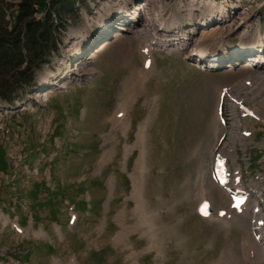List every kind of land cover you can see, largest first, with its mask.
<instances>
[{"label":"rangeland","instance_id":"1","mask_svg":"<svg viewBox=\"0 0 264 264\" xmlns=\"http://www.w3.org/2000/svg\"><path fill=\"white\" fill-rule=\"evenodd\" d=\"M4 1L11 25L19 0ZM148 1L155 10L159 0ZM207 1L213 9L193 0L195 23L180 27H193L191 37L206 30L192 37L195 44L202 38L203 48L220 43L216 38L249 18L255 25L239 31L257 30L260 10L249 17L237 3L223 5L236 0ZM163 3V19L171 21L178 9L172 5L186 7L188 0ZM143 4L80 0L59 51L38 70L39 88L27 94L32 100L15 111L0 110V264H264L261 249L249 247L255 241L247 225L252 205L244 208L245 225L234 223L231 213H222L232 207L227 185L213 174L220 152L235 149L239 162L224 164L228 187L242 166L244 184L257 174L264 181V77L257 76L264 65L251 68L246 53L210 71V61L197 66L189 55L159 46L146 69L145 34L135 32L148 21ZM105 16L106 26H99ZM216 21L230 23L210 29ZM224 88L244 98L257 117L239 105L230 109L232 95L225 93L219 117L226 126L219 136L217 92ZM124 107L123 115L117 113ZM249 154H256L250 164ZM204 199L213 208L207 217L197 212ZM143 214L155 221L152 230L136 228Z\"/></svg>","mask_w":264,"mask_h":264},{"label":"trees","instance_id":"2","mask_svg":"<svg viewBox=\"0 0 264 264\" xmlns=\"http://www.w3.org/2000/svg\"><path fill=\"white\" fill-rule=\"evenodd\" d=\"M79 1L19 0L8 25L5 17L11 6L0 0V100L23 99L36 84L38 70L59 51Z\"/></svg>","mask_w":264,"mask_h":264},{"label":"bare ground","instance_id":"3","mask_svg":"<svg viewBox=\"0 0 264 264\" xmlns=\"http://www.w3.org/2000/svg\"><path fill=\"white\" fill-rule=\"evenodd\" d=\"M192 1L193 0H189L188 1V4H187V6L186 7H178V9H177V11H172L171 12V15H170V17H174L175 19H177V20H175L174 21V23L173 24H167V22H164V20H163V18H164V15H163V8H164V6H165V3H163V0H159L158 2H157V4H156V9L154 10L153 9V7H152V4L150 3V2H152V1H149V5L151 6H147V10H144V12H145V14H142L143 16H149V15H151L150 16V20L152 21V23L153 24H151V23H146V22H142L143 24H140V26H142L141 28H143L142 29V32H138L137 30H140V28L139 27H137V29L135 30V32L137 33V35L138 36H140V35H143V34H145V38H146V42H145V44L143 45V52H144V57H146V64H145V68L146 69H148L149 68V66H150V64H151V61H152V57H153V52H152V49L154 48V45H156V44H160L161 43V47H163L164 49H166V50H171V51H174V50H177V49H180L181 47H185L186 46V44H188V41H190V37L191 36H189V33H187V31L186 30H184L183 32H181L180 31V29L179 28H175V29H169V30H166L167 29V27L168 28H172L173 26H175V24H177V23H179V22H183L184 21V19L185 18H188V20H189V22L188 23H195V22H193L194 21V16L195 15H197L196 14V12H198V11H196V12H194L193 10H192ZM205 1V0H204ZM217 1V0H216ZM237 2H234V3H232L231 1H229V4L228 5H226L227 4V2H226V4H223L224 6H225V8L227 9L228 7H233V5L235 6L236 5V3L239 5V12H242L243 13V11H246L245 13H243V14H245V15H249V14H252L253 12H254V10H260L261 11V16H259V17H257V19H259V20H257V22H258V25H259V23H260V19L263 17L262 15H264V0H243L244 1V3L242 4V5H244V8H242L241 7V4L240 3H238L240 0H236ZM206 3H207V10H211V9H213V7H214V3L213 4H211L210 2H208L207 0L205 1ZM220 2H222V3H225V0H221ZM173 4V3H172ZM171 4V5H172ZM221 4V3H220ZM219 4V5H220ZM112 6H109V7H107L106 8V10L109 8H111ZM235 9V8H234ZM154 11V12H153ZM219 11V10H218ZM226 12V11H225ZM208 13H209V11H208ZM208 13H207V16H208ZM181 14H183V15H185V16H182ZM213 14V13H212ZM219 14V13H218ZM221 14V13H220ZM227 14V13H226ZM205 15H206V13H205ZM141 16V15H140ZM182 16V17H181ZM219 16V15H218ZM225 17H227L226 15H224ZM252 17V15H249V17ZM231 17H232V14H231ZM132 18H134V17H132ZM143 18V17H142ZM172 20V19H171ZM237 19H232L231 18V21H236ZM241 21V20H240ZM251 22H253L252 21V19L251 18H249V21L245 24L243 21H241V22H239L238 24H237V27L236 28H234L235 30L234 31H236L237 29H240V28H242V27H244V26H248V25H250V24H252ZM188 23H187V25H188ZM203 23H205V22H203V21H201L200 22V24H203ZM230 23V21H228L227 23H224V22H218V23H214L215 25L213 26V27H210V29H213V28H215V27H219V25H220V27L221 26H225V25H227V24H229ZM155 24V25H154ZM160 26H159V25ZM252 25H255L254 23L252 24ZM185 26H186V24H185ZM145 27V28H144ZM252 26H250V27H248L246 30H248V31H250V28H251ZM191 28H193V27H190V29ZM189 29V30H190ZM160 30H162V31H164L163 32V35H162V39H161V37L160 36H158L159 34V31ZM188 30V31H189ZM144 31V32H143ZM175 31H177V33L175 32ZM206 30L205 29H202L201 30V34H200V36H199V32H198V30L196 31V32H198V36H197V34L196 35H193L192 37H195V39H200V37H201V35H202V33H204ZM208 31V30H207ZM209 31H211V30H209ZM251 32V31H250ZM195 33V32H194ZM252 33H255L254 31L252 32ZM239 34L240 35H242L243 33L242 32H239ZM238 34V35H239ZM219 35V34H218ZM229 35V34H228ZM253 35H255V34H253ZM213 36V35H212ZM211 36V37H212ZM226 36V35H225ZM224 36V37H225ZM223 37V38H224ZM195 39H193V38H191V43L189 44V47L185 50V52L186 53H189V54H191V58L194 60V62L195 63H198L199 62V59H198V57L197 56H195V55H192L193 53H198L199 51H200V48L201 47H203V44L205 43V41L203 40V38H202V44L201 43H197V44H195ZM199 44H201V45H199ZM103 47V46H102ZM262 47H264V45H261V46H258V48H257V52L255 53V54H253L251 57H250V60L253 62V63H256L257 62V59H259L260 60V62H261V64L262 63H264V58H263V56H264V49L262 48ZM263 49V50H262ZM140 50H141V48H140ZM259 50V51H258ZM263 52H262V51ZM205 50H203V51H201V53L203 54V56H204V54H205ZM242 61V60H241ZM250 63V62H249ZM216 64V63H215ZM257 64H260V63H257ZM78 69H77V72H80V67H79V65H78V67H77ZM263 68V67H262ZM260 69V68H259ZM146 73H148V72H146ZM151 73V72H150ZM149 73V74H150ZM145 75H148V74H145ZM145 75H141V76H145ZM261 76V77H264V69H262L258 74H257V76ZM256 76V75H255ZM145 78H146V76H145ZM257 78V77H256ZM144 79V78H143ZM253 79H254V77H253ZM137 80V79H136ZM255 80V79H254ZM248 81H251V80H248ZM135 82H137V81H135ZM142 82V81H141ZM245 83H247V81L245 82ZM222 88V87H221ZM237 89V88H236ZM225 91V92H224ZM224 91L221 89V90H219L218 92H217V98H218V102H217V107H219V103H220V100H221V95L223 94V93H226V94H228V96H231L232 95V99L234 100L233 102H231L230 104H229V108L231 109H233L234 110V106L236 107L237 105H239V106H241L242 107V109L244 110V111H248V110H253L252 108H250V107H246V106H244L243 104H242V98H240V97H238L237 95H234V94H232L231 93V91L229 90V88H225L224 89ZM129 102V101H128ZM127 104V103H126ZM122 105V104H121ZM128 105V104H127ZM126 106V105H125ZM127 107V106H126ZM126 107H124V108H122V109H119L118 111H117V113L119 112L120 113V115H123V112L125 113V108ZM231 112H232V115H233V118L235 119L236 118V115H235V112L234 111H232V110H230ZM127 112V111H126ZM117 115V114H116ZM119 115V114H118ZM216 116H217V118L219 119L220 117H219V108H217L216 109ZM216 116H214V118L216 117ZM123 118V117H122ZM217 118H216V120H217ZM119 119V118H118ZM124 119V118H123ZM114 121V120H113ZM120 121V120H119ZM118 121V122H119ZM124 121V120H123ZM218 122V121H217ZM118 124H121V122L120 123H118ZM217 124V123H216ZM123 125V124H122ZM121 125V126H122ZM219 133L218 134H220L219 136H221V134H222V132H224V129H225V123H223L222 121H221V118H220V121H219ZM217 125V126H218ZM120 126V127H121ZM243 132H245V128H243L242 129V133ZM142 133H143V131H142ZM236 140L238 141V142H240V143H242L241 141H242V139H241V137H238V136H236ZM236 143V142H235ZM234 143H232V145H233ZM230 155H231V157H232V159H233V161L235 162V153H234V151H233V149H231V151H230ZM214 161H215V159H214ZM214 164V163H213ZM223 169H224V165H223ZM225 170V169H224ZM236 173H237V177H238V179H239V170L237 169L236 170ZM141 180V179H140ZM227 180V179H226ZM241 182V181H240ZM140 184H141V182H139ZM228 180H227V182L225 183L226 185H227V187H226V192H228V190H227V188H231L232 186H230V187H228ZM242 185H240V183H235V184H233V187H236V188H240ZM203 192V191H202ZM200 195V194H199ZM202 195V194H201ZM203 196V195H202ZM231 200V199H230ZM137 201V200H136ZM143 202V201H142ZM232 203V200H231V202H230V204ZM140 204V203H139ZM142 206V205H141ZM144 206V205H143ZM255 206V204L253 205V207ZM139 208V207H138ZM228 208L229 209H226V212H228V215L231 213L232 214V218H230V219H233V221H234V223H236V222H239V223H241V222H244L246 219H245V217H246V213H245V211H242V209H236L235 211H234V209L233 208H231V206H228ZM140 209L143 211V209L140 207ZM232 209V210H231ZM139 213V212H138ZM137 215V214H136ZM150 215V214H149ZM151 216H152V214H151ZM226 217V216H225ZM228 217V216H227ZM226 217V218H227ZM253 217H256V218H259L258 216H257V214H255L254 212H253V215H252V219H253ZM226 218H224L225 220H227V221H229L228 220V218L226 219ZM244 218V219H243ZM148 219H150L149 217H147V215L146 214H143V215H140V216H138V219H137V224H136V228H142V227H146L148 230H152L153 229V227H154V224H155V221L153 220V218H151L149 221H146V220H148ZM223 219V218H222ZM249 219V218H248ZM136 220V219H135ZM251 220V219H250ZM250 220H249V223L247 224L249 227H251V223H250ZM232 221V220H231ZM232 221V222H233ZM153 222V223H152ZM222 222H224V221H222ZM224 223H226V222H224ZM229 223H231V222H229ZM239 223H237V224H239ZM233 224V223H232ZM230 225V224H229ZM241 225L242 226H244L245 224L244 223H241ZM134 228V227H133ZM143 230V229H142ZM145 230V229H144ZM143 230V231H144ZM121 236H122V234H120ZM255 238V237H254ZM120 239H121V237H120ZM119 240V239H118ZM256 241H258V240H256L255 239V241L254 240H252V241H249V247H250V249L251 250H253L254 252L255 251H258V247L261 249V251H262V253L264 254V247H262V245H261V243L258 241V242H256ZM255 257V256H254ZM240 262V261H239ZM238 264V263H237ZM241 264V263H240Z\"/></svg>","mask_w":264,"mask_h":264},{"label":"water","instance_id":"4","mask_svg":"<svg viewBox=\"0 0 264 264\" xmlns=\"http://www.w3.org/2000/svg\"><path fill=\"white\" fill-rule=\"evenodd\" d=\"M106 20V16L104 17V20L102 19L101 20V22L99 23V26H101L103 23H104V21ZM116 22V21H115ZM106 23V22H105ZM104 23V24H105ZM225 33H228L229 35L227 36V38L226 37H224V36H222V37H220V39H219V37L218 38H216V41H220V43H218V42H216V43H214L213 45H211L209 48V51H207V49H206V51L207 52H209L210 54H219V52L223 49V47H225V45H226V42L227 41H229V40H227L228 38H233V37H235V36H237V31H234V30H228V31H226ZM224 37V38H223ZM223 38V39H222ZM243 43V42H242ZM229 44V43H228ZM213 70H217L216 68L215 69H213ZM199 212L201 213V214H203V215H206V214H208V213H210V212H212V208H211V206L209 205V203L208 202H203L202 204H201V206L199 207Z\"/></svg>","mask_w":264,"mask_h":264}]
</instances>
